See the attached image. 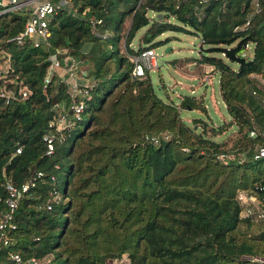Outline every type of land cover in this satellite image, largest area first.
<instances>
[{"label":"trees","instance_id":"obj_1","mask_svg":"<svg viewBox=\"0 0 264 264\" xmlns=\"http://www.w3.org/2000/svg\"><path fill=\"white\" fill-rule=\"evenodd\" d=\"M255 1L68 0L48 19L46 45L5 40L24 16L0 12V46L9 52L0 85L11 90L0 95V210L5 177L18 184L43 171L15 204L0 264H15L13 252L46 254L49 264H107L121 255L127 264H264V223L239 215L235 198L238 188L264 194V154L254 149L264 136L247 132L264 129L256 95L264 89L248 75L264 74V0ZM164 29L200 36L192 57L213 65L228 119L194 116L201 122L193 127L179 110H205L200 99L183 93L178 103L165 100L150 69L131 74L129 54L166 40L153 38ZM47 53L90 61L84 74L92 77L80 117L54 138L50 152L41 134L53 103H66L67 82L55 73L43 82ZM227 125L236 134L229 144L217 135ZM49 186L59 196L45 207Z\"/></svg>","mask_w":264,"mask_h":264},{"label":"built area","instance_id":"obj_2","mask_svg":"<svg viewBox=\"0 0 264 264\" xmlns=\"http://www.w3.org/2000/svg\"><path fill=\"white\" fill-rule=\"evenodd\" d=\"M255 2L256 1L254 0V3ZM64 3H68V0H0V12L10 9L20 10L24 16L22 26L12 34L5 36V40H12L16 44H21L25 39H28L31 41L32 45L48 44V36L50 34L47 25L48 19L55 7ZM8 55L9 52L0 46L1 79L5 78L4 74L9 67ZM46 57L48 62L43 73V82L48 80L51 73L58 75L59 79H63L64 75H66L67 82L65 90L67 101L66 103H63L62 101H56L53 103L52 113L47 118L45 128L41 134V138L45 145L44 151L50 152L53 149L54 138L56 136L62 137L64 134L63 130L69 128L73 122L80 117L84 106L81 95L86 91V85H76L72 74L74 65L70 55L65 56L62 60H59L54 53H47ZM129 58L132 61L130 68L131 74L141 75L144 68L151 69V66L155 64L157 53L153 46H145L137 52L130 53ZM260 78L262 85H264V75H261ZM258 87L260 88V86ZM18 90L20 91L21 96L25 95L26 89L24 85L20 86ZM10 93V88L5 87L4 83H2V85H0V95L7 97ZM251 93H255L254 88H251ZM256 95L264 105V95L257 94V91ZM247 132L250 135L259 134L264 136V129L258 128L257 126H252ZM144 136L153 140L156 139V134H145ZM254 144L256 152L258 154H264V140ZM18 149V147H15V150ZM42 175L43 171L41 169H35L33 173L18 184L11 181L8 177L4 178L3 186L5 194L2 198L4 207L0 210V242H7L8 238L5 231L14 226L12 213L17 200L24 191L30 186L35 185L38 179L43 180ZM48 177L53 179V174L49 173ZM58 196L59 192L55 187H47L44 206L50 207V201L56 200ZM263 197L264 194L259 197L252 190L238 188L237 191H235V198L239 204V215L256 221H262V223H264ZM10 256L15 264H49V262H47L48 256L46 254L40 256L28 255L25 258H21L17 252H13ZM105 261L107 264H127V257L123 255L111 256L106 258Z\"/></svg>","mask_w":264,"mask_h":264},{"label":"rangeland","instance_id":"obj_3","mask_svg":"<svg viewBox=\"0 0 264 264\" xmlns=\"http://www.w3.org/2000/svg\"><path fill=\"white\" fill-rule=\"evenodd\" d=\"M127 21L128 17L125 18V24ZM143 28L144 25L139 26L131 38L130 45L133 48L139 43L140 32ZM164 35H168L166 40L153 45L158 58L155 64L151 66L154 69L149 70L150 79L155 84L156 93L164 97L165 100L171 97L177 103V98L183 95V93L193 94L196 99H200L205 110H201L198 105H195L193 108L181 107L179 110L180 116L192 124L193 127L198 126L201 122V120L195 119L194 116L203 117L207 122L212 123L228 119L229 114L226 112L218 96L216 86L217 73L214 72L213 65L205 61H197L196 58L192 57H198L199 53L196 45L200 42V36L181 30L164 29L156 33L153 38H160ZM166 45L167 48H165ZM87 46L88 42L82 44V48L84 49ZM77 58H72L74 81L76 85H88L91 83L92 77L86 73L84 74V70H86L87 66L91 65V62L82 61L80 57ZM248 75L256 83V86L264 89L260 78L264 74L261 72H251ZM157 82L161 83L162 87H159ZM227 127L231 126L227 125L225 129ZM159 133L164 134L163 132ZM217 135L222 136V138L224 137L225 144H229L236 134L234 127H231L230 130L221 131ZM227 155L230 154L228 153ZM252 221L263 224L262 221L253 219Z\"/></svg>","mask_w":264,"mask_h":264},{"label":"water","instance_id":"obj_4","mask_svg":"<svg viewBox=\"0 0 264 264\" xmlns=\"http://www.w3.org/2000/svg\"><path fill=\"white\" fill-rule=\"evenodd\" d=\"M155 15H156L157 17H160V16H161V12L157 11V12H155ZM165 48H167V45L165 46Z\"/></svg>","mask_w":264,"mask_h":264}]
</instances>
